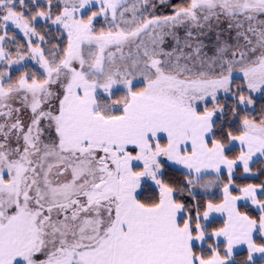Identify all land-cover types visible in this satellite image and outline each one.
<instances>
[{
    "label": "snow or ice",
    "instance_id": "6c2138e0",
    "mask_svg": "<svg viewBox=\"0 0 264 264\" xmlns=\"http://www.w3.org/2000/svg\"><path fill=\"white\" fill-rule=\"evenodd\" d=\"M0 264H264V0H0Z\"/></svg>",
    "mask_w": 264,
    "mask_h": 264
}]
</instances>
